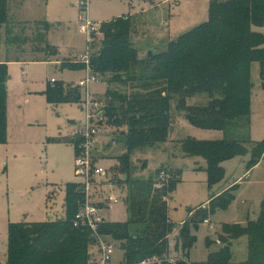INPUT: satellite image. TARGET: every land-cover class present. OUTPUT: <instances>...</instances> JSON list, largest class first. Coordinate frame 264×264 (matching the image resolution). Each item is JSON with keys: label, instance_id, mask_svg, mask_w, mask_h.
Listing matches in <instances>:
<instances>
[{"label": "trees", "instance_id": "trees-1", "mask_svg": "<svg viewBox=\"0 0 264 264\" xmlns=\"http://www.w3.org/2000/svg\"><path fill=\"white\" fill-rule=\"evenodd\" d=\"M13 13L10 0H0L3 31L0 43L3 41L7 51L5 60L0 61V144L8 139V64L40 61H26L16 53H34L33 56L40 53L47 62L59 54L58 48L49 42L48 23L19 22L12 19ZM256 28H264V0H213L206 23L172 40L163 51H153L141 59L131 41L133 23L129 18L101 24L103 39L99 51L89 60V68L96 76L111 75L114 86L106 94L104 116L113 131L125 132V152L118 157L116 170L127 178H117L114 184L124 185L126 189L124 201L129 219L125 224L105 220L99 233L106 240L119 243L126 264L171 257L169 241L176 230V251L183 255L177 264H188V253L196 242L192 227L198 229L217 209L229 206L233 198L230 190L213 196L207 208H196L195 215L176 227L169 217L168 197L180 182L178 172L167 177L162 167L147 181H133L131 155L137 149L162 145L169 140L173 127L172 103L196 128L225 132L241 121L250 126L251 70L255 62L260 64L264 89V34L255 31ZM86 68V63L64 61L62 64V69ZM46 94L52 104L83 101L79 87L73 85L54 82ZM196 97L205 99L206 103L187 104ZM82 140H72L75 151ZM182 152L185 157L206 161L212 186L224 178L223 163L245 155L247 148L245 142L237 140L198 141L189 137L182 141ZM263 153L264 142L253 150L254 157ZM84 199L81 183L67 184L65 219L11 224L6 264H94L93 232L73 225ZM243 237L247 238L248 257L241 264H264V210L246 226H223L219 238L222 247L211 253L204 264H233L231 246ZM211 245L212 241H208V246Z\"/></svg>", "mask_w": 264, "mask_h": 264}, {"label": "rangeland", "instance_id": "rangeland-1", "mask_svg": "<svg viewBox=\"0 0 264 264\" xmlns=\"http://www.w3.org/2000/svg\"><path fill=\"white\" fill-rule=\"evenodd\" d=\"M212 1L23 0L21 3V0H10L13 20L49 24V42L58 48L59 54L47 62L40 53L36 56L28 52L16 53L26 61H40L8 64V139L7 143L0 144V264L7 263L11 224H41L65 219L66 186L83 181L76 172L72 140L87 124L89 110L84 102L87 93L97 104L91 109L95 114L92 123L100 128L94 144V164L106 172L95 179L93 201L104 210L102 215L108 222L125 224L129 219L124 201L126 189L124 185L114 184L117 178H124L116 167L118 157L125 152V141L123 136H118L113 142L115 131L108 126L104 116L106 94L114 88L111 75L98 76L99 82L79 87L78 84L89 75L88 69H62L64 61L86 63L99 51L103 39L99 32L94 43L89 44L80 32L79 16L85 12L81 3L86 2L90 21L100 26L117 18H129L133 23L131 41L139 50V57L146 59L149 53L163 51L172 40L206 23ZM254 30L264 34V28ZM2 32L0 30V40ZM6 55L2 41L0 60L4 61ZM251 79L250 126L241 121L237 127L225 132L196 128L172 103L173 127L169 140L162 145L137 149L131 155L133 181H147L162 167H165L167 177L178 172L180 182L168 197L169 217L176 227L195 215L196 208H207L213 196L231 191L233 198L226 209H217L198 229L192 227L196 242L188 253V263H207L210 254L222 247L219 238L223 226H246L257 220L264 210V153L258 157L253 154L257 144L264 142V89L259 63H253ZM54 82L79 87L83 101L50 103L46 92ZM204 103L205 99L197 97L187 101L188 105ZM189 137L198 141H242L247 153L225 161L222 165L224 178L210 186L206 161L200 157H185L182 152V141ZM109 197L118 202L108 205ZM190 209L193 211L189 212ZM177 236L176 230L169 241V254L183 258L182 252L176 251ZM208 241H212L210 247ZM113 244V263L119 264L124 253L118 242ZM231 250L233 263L245 262L247 238L234 241Z\"/></svg>", "mask_w": 264, "mask_h": 264}, {"label": "built area", "instance_id": "built-area-1", "mask_svg": "<svg viewBox=\"0 0 264 264\" xmlns=\"http://www.w3.org/2000/svg\"><path fill=\"white\" fill-rule=\"evenodd\" d=\"M81 6L84 8L85 12H83L79 16L80 22V32L87 37V42L89 44L94 43L96 35L100 32V25L95 24L90 21L87 13L86 2H82ZM87 69L89 71V75L81 81L78 86L86 87L91 82H99V77L91 73V69L89 68V60L86 62ZM86 106L88 107V117L87 124L84 129H80L76 132L74 139L82 138L81 145H79L76 151V166H77V174L82 177V188L85 195L84 203L82 204L79 212L76 214L75 219L73 220V225L76 228L84 227L88 228L93 232V237L95 239L94 245V264H114L113 256L115 252V245L104 238L103 235L99 233L100 225L106 220L102 213L103 209L99 207V204L94 203L92 193V188L95 186V179L98 176L105 175L106 172L98 168L94 164L93 158V150L95 139L97 133L99 131V127L93 125L94 115L91 113L92 106H97V104L93 103L90 100V95L87 93V100L84 101ZM109 201L107 204H115L118 202L117 199L107 198ZM183 258H176L165 256L163 258H152L144 260L138 264H177ZM188 262V261H187ZM119 264H126L124 261H121ZM190 264V263H188ZM239 264V263H233Z\"/></svg>", "mask_w": 264, "mask_h": 264}, {"label": "water", "instance_id": "water-1", "mask_svg": "<svg viewBox=\"0 0 264 264\" xmlns=\"http://www.w3.org/2000/svg\"><path fill=\"white\" fill-rule=\"evenodd\" d=\"M150 54H151V53H150ZM124 135H125V132H124V131H121L120 133H118V132H114V133H113V136H115V137L113 138V142L116 140V137H117V136H124ZM124 178H127V176L125 175ZM191 210H192V209H190L189 212H191Z\"/></svg>", "mask_w": 264, "mask_h": 264}, {"label": "crops", "instance_id": "crops-1", "mask_svg": "<svg viewBox=\"0 0 264 264\" xmlns=\"http://www.w3.org/2000/svg\"><path fill=\"white\" fill-rule=\"evenodd\" d=\"M1 61V60H0ZM224 191V190H223Z\"/></svg>", "mask_w": 264, "mask_h": 264}]
</instances>
